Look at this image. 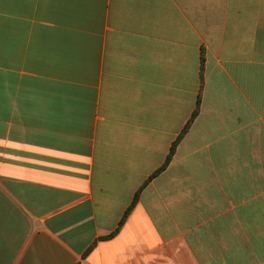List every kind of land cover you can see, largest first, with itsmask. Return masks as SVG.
<instances>
[{
  "label": "crops",
  "instance_id": "1",
  "mask_svg": "<svg viewBox=\"0 0 264 264\" xmlns=\"http://www.w3.org/2000/svg\"><path fill=\"white\" fill-rule=\"evenodd\" d=\"M0 264H264V0H0Z\"/></svg>",
  "mask_w": 264,
  "mask_h": 264
},
{
  "label": "trees",
  "instance_id": "2",
  "mask_svg": "<svg viewBox=\"0 0 264 264\" xmlns=\"http://www.w3.org/2000/svg\"><path fill=\"white\" fill-rule=\"evenodd\" d=\"M203 64H204V59H203ZM199 107H200V100L198 101V104H197V109L195 110L194 114H193V117L192 119L190 120V122L188 123L187 125V130L188 128L190 127L191 123L194 121V119L197 117L198 113H199ZM169 164V159L167 160V162L165 163V165L157 172L153 175V177L151 178H154L155 176H157L158 174H160L166 167L167 165ZM140 193V192H139ZM139 193L137 194V196L135 197L132 205L130 206V208L127 210V212L125 213V216L123 218V220L121 221L120 223V227L119 229L121 228V226L125 223L127 217L130 215L131 211L133 210V208L135 207L137 201H138V198H139ZM119 229H117V231L113 234V236L119 231Z\"/></svg>",
  "mask_w": 264,
  "mask_h": 264
}]
</instances>
